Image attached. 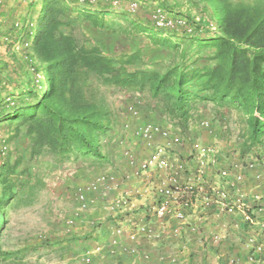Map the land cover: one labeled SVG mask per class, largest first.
Instances as JSON below:
<instances>
[{"label": "trees", "instance_id": "trees-1", "mask_svg": "<svg viewBox=\"0 0 264 264\" xmlns=\"http://www.w3.org/2000/svg\"><path fill=\"white\" fill-rule=\"evenodd\" d=\"M185 4L189 8L185 11L187 16L180 15L184 12L180 7ZM157 5L166 12L179 13L180 16L175 15L191 23L193 31L191 34L183 29L160 31L171 37L161 36L154 39V43L173 41L176 47L189 40L196 53L206 52L195 68L175 66L163 74L132 69L139 57L137 54L117 58L104 52L98 44L87 46L86 26L103 32L104 12L71 8L64 0H42L35 21L22 25L20 30L12 29V35L4 37L13 39L11 43L2 42L9 46L23 37L26 51L22 57L10 53L14 66H10L9 61L0 64V78L12 88L9 96L13 104L0 112V124L6 127L15 124L5 144L23 132L29 161L48 156L54 163L61 164L66 159L81 156L106 163L108 157L103 153L102 140H107L112 127L108 112L99 100L86 96L85 82L91 76L103 87L146 92L160 105L163 114L172 118L183 131L189 129L190 113L197 101L210 102L218 110H232L243 122L250 146L261 145L264 137V1L158 0ZM129 24L149 37L153 35L148 31L153 27L145 26L138 19ZM8 150L4 146L0 156V210L8 208L18 193L31 189L28 181L21 179L23 171L16 173L23 159L17 157L12 162ZM117 152L120 155L121 151ZM121 161L122 166H129L127 158Z\"/></svg>", "mask_w": 264, "mask_h": 264}, {"label": "rangeland", "instance_id": "rangeland-1", "mask_svg": "<svg viewBox=\"0 0 264 264\" xmlns=\"http://www.w3.org/2000/svg\"><path fill=\"white\" fill-rule=\"evenodd\" d=\"M64 1L71 8H90L97 13V10L102 8L114 10L123 7L125 9L126 3L130 0H108L107 3L100 0L96 5L86 7L79 5L77 0ZM115 1L119 3L116 7L112 5ZM136 1L141 6L133 16L126 11L103 13V32L93 30L91 26L85 25V34L88 37L87 46L98 44L104 52L117 58L128 55L134 50L133 53L139 57L135 59L136 63L130 67L132 69L139 68L163 74L168 68L175 66L181 68L184 65L187 69L195 68L200 63L198 62L200 57L206 52L196 53L189 40L182 41L176 47L173 41L170 44L169 42L155 44L154 39L161 36L166 39L171 37L164 36L163 32L152 26L150 15L158 0ZM0 5L2 7L0 8L2 13L0 25L3 26L0 27V64L3 61H9V65L14 66V62L10 59V53H16L18 57L25 55V40L21 37L9 46H5L2 42L11 43L14 41L13 39H6V41L5 38L12 35L10 34L12 29L20 30L22 25H29L35 21L41 10L42 0H0ZM185 5L184 12L180 15L187 16L185 11H188L189 8ZM170 7L174 8V6ZM168 13L170 12L168 11ZM175 13L170 14L176 16ZM176 14L180 16L179 13ZM180 18L184 19V17ZM136 19L145 26H152V30L148 31H152L153 35L151 34L152 36L149 37V34L136 31L133 28L129 30L130 27L127 23ZM124 31L129 33L128 38L122 34ZM5 32H7L6 35L1 36V33ZM210 33H214L213 30H210ZM112 48L115 52L113 54L110 52L113 51ZM2 80L0 78V112H5L13 105L9 96L12 88L8 84L5 85ZM85 83L86 96L89 99L99 100L110 117L112 132L107 140H102L103 153L108 157L106 163L81 156H77L76 159L73 157L66 159L61 164L54 163L48 156H40L29 161L27 160L28 143L23 132H20L14 141H10L6 145L4 141L15 124L10 127L0 124V156L5 146L12 154V162L17 157H21L23 162L16 173L19 174L23 171L20 175L22 181H28L31 186V189H25L18 193L8 208L3 207L0 210L1 264H244L245 255L242 252L232 251L227 245L230 243L225 237L217 241L216 245L210 247V250L206 252L191 250L185 254H165L155 250L154 244L150 247L151 250L146 249L145 252L140 251L129 255L124 252L115 255V248L111 246L112 233L110 231L112 232L114 228L127 220L137 219V214L144 211L142 206H140L141 208L130 207L126 210L109 208L110 203L120 190H124L130 185L126 177L123 178L121 173L118 175L114 170L124 167L120 165L121 160L126 158L122 152L125 149H130L138 159L141 151L151 150L153 144L151 141L148 145V142L134 136V129L139 125L155 123L166 128L169 127L174 134L184 135L188 139H201L206 145L219 146L216 142H208L203 138V135L206 132L214 131L215 128L212 124L214 121L212 120H218L226 112L214 108L210 102L200 103L197 101L190 113L192 117L188 123L189 129L183 131L177 127L172 118L163 114L160 105L152 100L146 92L118 91L115 88L103 87L91 76ZM129 108L133 109L132 112L128 111ZM134 111L137 116L133 114ZM230 113L238 117L232 120L236 126H227L222 131L226 132L225 135L228 136L231 145H235L239 143L240 139L246 140V128L234 111L230 110ZM204 122L210 125V130L202 127ZM118 150L121 151L120 155ZM118 157L120 160L117 159ZM145 157L144 154L142 158ZM107 175L116 177L119 184L117 190L111 192L104 190V186L103 188L99 186V179ZM91 184H94V189H90ZM114 186L115 184L112 185V187ZM140 199L138 198V200ZM103 226L109 231L107 237L105 236V244L107 247L113 248L112 252L104 251L106 250L104 248L107 247L103 245L104 247L101 249L102 247L98 243L99 236H101L99 228ZM242 242L241 238L238 242L239 245H242ZM96 247H100L102 251L93 254Z\"/></svg>", "mask_w": 264, "mask_h": 264}, {"label": "crops", "instance_id": "crops-1", "mask_svg": "<svg viewBox=\"0 0 264 264\" xmlns=\"http://www.w3.org/2000/svg\"><path fill=\"white\" fill-rule=\"evenodd\" d=\"M155 5H157V3H155ZM185 7L188 6L185 5ZM180 8L184 11V6ZM90 11L93 12V10ZM97 11L111 14L112 12L117 13L125 11V9L123 7L114 10L102 8ZM130 25L131 24H129V27ZM131 27L129 30H131ZM124 37L128 38L129 34H124ZM222 110L226 113L220 116L218 120H212L214 121L212 122L213 128H215L214 131L210 133L206 132L205 135H203V138L208 142L212 141L219 144V146H216L219 150V155L213 160L214 163L203 169L201 184L203 189L208 190V194L201 193V195L198 196V207L192 211H188L185 222L181 227L176 225L175 222L165 225L152 218L149 219L145 216L144 211L137 214V219L123 222L121 226L124 229L125 237L121 239L122 242L118 247H114L115 255L124 252L129 255L128 251L131 249H135L137 253L140 251L145 252L146 249L151 250L150 247L154 244L155 250L162 251L165 254H185L191 250L206 252L210 250V247L212 248L216 245L214 237H225L229 241L230 244L227 245L232 251L242 252L245 255L244 264H264V248L260 253H254V256H251L253 255L252 250L246 252L243 249L244 243L248 238L255 237L257 243H259L260 239L264 236V137L261 145L250 146L247 141V136L245 137V141L240 139L238 144L231 145L228 141V136L225 135L226 132L222 130L231 125L235 127L236 123L232 120L238 117H235L226 108H222ZM237 132L240 133L239 130H237ZM151 150L145 151L146 153L141 151L140 157L138 158H142L144 154L147 157ZM178 153L180 156L182 155V157L188 154L181 151H178ZM187 164L189 165V169L188 174L185 176V180H188V182H196L195 164L193 161H189ZM120 165L123 167L122 162ZM114 170L118 175L121 173L123 177L129 180L128 183L130 185L125 188L126 190L133 189L140 184L146 186V192L150 190V180L144 178L143 181L140 182L142 179L136 178L129 166ZM223 170L228 171V177L226 179H220L219 177V173ZM237 175H243V181L239 184H235ZM156 179L157 175L154 178V183H156ZM210 188L215 192H209ZM238 195L243 196L245 207H239L237 205L236 197ZM207 196L210 198L207 199ZM150 202L151 199H149L147 195L140 200L132 199L128 206H142L143 210H145ZM245 215L249 217V220H245ZM146 223H148V227L151 228V235H141L138 231L134 230L136 227ZM90 228L92 229L93 227ZM177 228L179 234L175 236L173 231ZM107 232L104 226L99 228V234L101 236H99L98 243L101 245V249H103V245L107 247L105 244ZM132 233L134 234V239H127L128 235ZM229 238L233 240H229ZM241 238L243 244L239 245L238 242ZM101 249L100 252L102 251ZM104 249H106L104 251H113V248L110 247ZM100 252L93 251V254H98ZM250 258L252 260H250Z\"/></svg>", "mask_w": 264, "mask_h": 264}, {"label": "built area", "instance_id": "built-area-1", "mask_svg": "<svg viewBox=\"0 0 264 264\" xmlns=\"http://www.w3.org/2000/svg\"><path fill=\"white\" fill-rule=\"evenodd\" d=\"M99 1L100 0H77V3L86 7L89 5H96ZM118 4L117 1L112 3L114 7ZM140 6L141 5L138 1L130 0L125 5V11L133 16L137 13ZM150 20L152 26L159 31L167 32L183 29L189 34L193 31L192 25L186 20L173 16L159 6L154 7L151 11ZM132 110V108L128 109L129 112H132ZM133 114L137 116L135 111ZM202 127L210 130V125L206 122L202 124ZM133 134L140 140L148 142V145L151 141L153 142L151 146L152 150L145 158L137 159L130 149H125L122 152L123 156L129 161L128 164L132 169L133 175L136 178L142 179L140 182L143 181L144 178L150 180V190L146 192V187L143 186L144 184H140L133 189L120 190L110 203L109 208L120 210H124L125 208L128 209L131 207L128 206V204L132 199H142L148 195L151 202L144 210V214L147 218H152L165 225L175 222L176 225L181 227L185 222L188 211H192L198 207V196H200L201 193L208 194V190L203 189L201 184L203 169L214 163L213 160L219 155L218 148L211 144H204L201 139H188L184 135L177 133L174 134L169 127L166 128L155 123L139 125L134 129ZM178 151L186 152L188 154L185 157H182ZM189 161H193L195 164L196 182H188V180H185V176L188 174L189 165L187 163ZM156 175L157 179L155 180L156 183H154ZM219 177L220 179H226L228 177V171H221ZM242 181L243 175H237L235 178V184H239ZM98 182H100L98 183L100 187L103 188L104 186V190L111 192L117 190L119 187L114 175L101 177ZM114 184L115 186L112 187ZM94 187V184L90 185V189H94ZM103 192L106 193V191ZM209 192L214 193L215 191L210 188ZM209 198L207 196V199ZM243 200L244 198L242 195L236 197V203L239 207H245ZM83 207L85 208V205H83ZM245 217L246 221L249 220L247 215H245ZM147 224L148 223L136 227L134 230L138 231L141 235H151V228L148 227ZM111 233V246L116 248L121 244V239L125 237L124 229L121 225H118ZM173 234L175 236L179 234L178 228L173 231ZM127 239L133 240L134 234L132 233L128 235ZM220 240L221 238L214 237L215 242ZM256 240L255 237H250L244 243L243 249L246 252L252 250L253 255L251 256H254V253H260L264 248V236L260 239L259 243H257ZM99 251L100 247H96L95 252ZM128 252L129 254L137 253L135 249H131ZM251 258L250 260H252Z\"/></svg>", "mask_w": 264, "mask_h": 264}]
</instances>
